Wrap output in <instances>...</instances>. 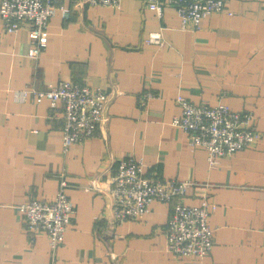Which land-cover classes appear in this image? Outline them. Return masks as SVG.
I'll return each instance as SVG.
<instances>
[{
  "label": "crops",
  "instance_id": "obj_1",
  "mask_svg": "<svg viewBox=\"0 0 264 264\" xmlns=\"http://www.w3.org/2000/svg\"><path fill=\"white\" fill-rule=\"evenodd\" d=\"M155 30L163 43L148 40ZM30 46L27 26L7 32L0 17V264H264V0H226L192 31L174 8L158 17L145 0H57L46 47L32 57ZM62 80L107 94L97 129L67 150L63 104L31 93ZM178 94L251 112L259 137L210 166L206 148L171 123ZM130 156L148 175L191 180L183 203L196 206L204 194L216 203L207 256L167 249L174 199L153 200L142 219L110 220L108 182ZM61 177L75 215L53 248L45 233L28 234L19 206L52 200Z\"/></svg>",
  "mask_w": 264,
  "mask_h": 264
},
{
  "label": "built area",
  "instance_id": "obj_2",
  "mask_svg": "<svg viewBox=\"0 0 264 264\" xmlns=\"http://www.w3.org/2000/svg\"><path fill=\"white\" fill-rule=\"evenodd\" d=\"M57 0H0V17L7 32H14L27 26L31 34L29 56H38L48 41V22L54 14ZM89 4L118 7L121 0H84ZM161 17L164 8L175 9L180 18V27L192 31L199 27L201 18L225 8L226 0H145ZM63 16L70 13L62 10ZM148 40L163 43L161 30L151 31ZM23 91L20 96L26 95ZM37 97H46L51 107L63 104L62 143L65 150L91 136L97 129L107 100L101 88L90 89L71 81H59L45 90H32ZM152 96L145 91L141 102ZM176 103L181 109L173 116L171 123L180 126L187 134L190 146H204L207 163L218 164L259 137L251 112H237L226 104L209 105L193 103L178 94ZM193 182L188 179L164 178L148 175L142 159L133 156L120 160L110 176L107 192L111 195L110 220L119 225L128 220L142 219L150 211L153 200L163 202L175 200L171 214L164 228L167 249L178 256H207L213 247V229L208 223L216 203L204 194L196 206L183 203L180 198ZM67 181L60 178L55 197L50 201L32 198L20 204L24 229L33 237L42 232L48 237L51 247L62 243L69 228L75 208L70 201Z\"/></svg>",
  "mask_w": 264,
  "mask_h": 264
}]
</instances>
